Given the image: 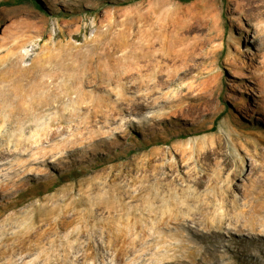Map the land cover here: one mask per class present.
Wrapping results in <instances>:
<instances>
[{"label": "rangeland", "instance_id": "rangeland-1", "mask_svg": "<svg viewBox=\"0 0 264 264\" xmlns=\"http://www.w3.org/2000/svg\"><path fill=\"white\" fill-rule=\"evenodd\" d=\"M1 151L0 264H264V0H0Z\"/></svg>", "mask_w": 264, "mask_h": 264}, {"label": "bare ground", "instance_id": "bare-ground-1", "mask_svg": "<svg viewBox=\"0 0 264 264\" xmlns=\"http://www.w3.org/2000/svg\"><path fill=\"white\" fill-rule=\"evenodd\" d=\"M254 38H255V39H258L256 35L254 36ZM144 60H145V59H144ZM135 85H136V84H135ZM134 87H135V86H134ZM6 156H7L6 153H5L4 151H3V152L1 151V152H0V161H3V160L5 159ZM5 165H6V162H1V163H0V177H3V176H4V173H3L4 169H3V168H4Z\"/></svg>", "mask_w": 264, "mask_h": 264}, {"label": "trees", "instance_id": "trees-1", "mask_svg": "<svg viewBox=\"0 0 264 264\" xmlns=\"http://www.w3.org/2000/svg\"><path fill=\"white\" fill-rule=\"evenodd\" d=\"M191 1H193V0H184V2H191Z\"/></svg>", "mask_w": 264, "mask_h": 264}, {"label": "built area", "instance_id": "built-area-1", "mask_svg": "<svg viewBox=\"0 0 264 264\" xmlns=\"http://www.w3.org/2000/svg\"><path fill=\"white\" fill-rule=\"evenodd\" d=\"M27 56H29V54L27 53ZM30 57V56H29Z\"/></svg>", "mask_w": 264, "mask_h": 264}]
</instances>
